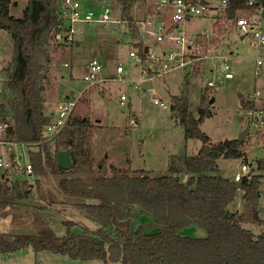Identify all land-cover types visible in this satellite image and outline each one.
I'll list each match as a JSON object with an SVG mask.
<instances>
[{
	"label": "trees",
	"instance_id": "16d2710c",
	"mask_svg": "<svg viewBox=\"0 0 264 264\" xmlns=\"http://www.w3.org/2000/svg\"><path fill=\"white\" fill-rule=\"evenodd\" d=\"M19 1H28L21 17L11 14ZM122 13L130 11L139 0H118ZM59 0H0V30L7 31L14 43L10 64L3 68V84L7 97L0 103V117L9 125V136L19 143L38 144L31 153L33 176L42 177L49 170L60 178L59 188L65 194L84 199L75 204L78 210L97 224L95 230L84 229L75 235L74 222L66 221L64 236L53 234H0V256L27 248L36 253L51 252L74 261L100 260L103 264H264V233L255 235L248 226L264 227L259 202L263 175L249 174L239 182L219 174L221 159H245L248 139L212 143L200 125L210 118V106L199 109L194 117L188 98V77L180 94L172 98L174 118L184 127L187 138L198 139L202 146L196 157L171 156L169 173L151 176L144 170L123 171L107 161L95 167L86 145L95 128L87 119L70 120L54 140L44 141V131L52 118L45 114V67L51 63V48L56 47ZM226 18H240L252 11L244 0H230ZM218 34H223L222 28ZM218 43L212 40L208 50ZM140 53L145 47L138 45ZM205 98L202 104L205 105ZM241 110H253L255 105L240 97ZM173 118V119H174ZM69 150L73 166L61 169L57 152ZM244 160V161H245ZM256 167L264 171V159ZM187 175L188 179L183 181ZM39 181V179H37ZM19 182L0 181V211L12 214L24 198ZM24 186V187H23ZM243 191L241 213L229 211L238 191ZM5 209L8 210L5 212ZM151 220L156 232L143 228L132 231L134 213ZM35 227L46 226L35 213L26 222ZM196 226L204 229L205 238L181 236V232Z\"/></svg>",
	"mask_w": 264,
	"mask_h": 264
},
{
	"label": "rangeland",
	"instance_id": "374dc122",
	"mask_svg": "<svg viewBox=\"0 0 264 264\" xmlns=\"http://www.w3.org/2000/svg\"><path fill=\"white\" fill-rule=\"evenodd\" d=\"M153 1L148 0L145 2L146 5L132 7L130 15L134 18L139 15L138 18H142L143 11L146 10L147 13L154 6ZM214 4H220L219 0H214ZM23 8L24 2L18 3L12 14L21 17ZM212 25L210 17H196L185 25L184 31L190 36H195L201 34L204 28H208L209 35L212 33ZM83 28L88 33L87 36L85 38V34L78 37L80 44L72 45L71 52V46L63 44L51 48V63L45 67L46 79L43 82L44 112L50 116L53 109L57 108L59 102L66 100L67 96L72 100L77 99L71 120L87 119L94 125L86 151L95 161V167L99 162L107 161L109 176L112 175L110 166L123 171L144 170L150 172L151 176H162L169 173L171 156L198 155L202 142L186 137L184 127L178 124L172 111V98L180 94L187 76L188 98L192 104L191 111L194 117L198 118L199 109L202 107L210 106V111L213 112L211 117L200 125L201 130L213 144L237 139L248 125L247 111L241 110L240 107L241 96L247 99L258 92L259 97L253 102L254 109L264 110V75L260 78L255 76L254 59L258 54L257 49L250 46L248 40H241L240 34L234 30L223 29V34L211 35V39H218V43L210 48L213 54L221 53L229 57L234 79H223L217 67L219 60H208L194 63L188 70L173 72L164 79L143 81L140 83V92L135 88L138 83L133 84L134 81L140 80V68L137 60L129 56L132 40L128 32L123 33L122 25L112 23L95 29ZM126 45H129L128 49L125 48ZM13 54L14 43L10 34L0 30V103L7 97L2 69L10 64ZM93 57H98L102 61L106 67V75L114 63L122 64L125 69L124 82H102L88 89L90 84L84 81V75L87 63ZM65 64L69 67H65ZM211 80L216 84L215 88L206 89L205 86ZM122 93L128 97L125 107L120 105ZM202 98L206 100L205 105L202 104ZM155 99H159L170 108L162 109L154 104ZM212 99L214 102L210 103ZM132 117L138 120L135 127L129 124ZM245 139H248L247 161L221 159L218 162V170L221 176L234 181L235 175L240 173L242 163L247 162L250 174L263 175L259 211L260 217L264 220V171L256 169L258 160L264 159V130L258 131L251 125ZM34 177L26 178L28 184L23 186L25 199L13 209L12 214L0 211V234L64 236L68 231L64 225L66 221L75 223L72 229L75 235L83 234L86 228L90 230L97 228V224L75 206L84 199L62 192L59 188V177L51 175L49 170L45 176L36 179ZM180 177H184L185 181V176ZM24 181L25 179L18 182L22 185ZM242 204L243 191L240 190L231 203V210H239ZM6 211L8 210L5 209ZM35 213L45 220L46 226L37 228L32 222H26ZM15 220L25 223H16ZM139 228L145 229L148 233L156 232L152 222L135 212L132 231L136 232ZM248 229L255 235L264 233V227L248 226ZM180 234L190 238H205L208 235L204 229L196 226L186 228ZM20 253L5 263L103 264L100 260L74 261L68 256L49 252H41L37 257L31 248Z\"/></svg>",
	"mask_w": 264,
	"mask_h": 264
},
{
	"label": "built area",
	"instance_id": "2783aa9c",
	"mask_svg": "<svg viewBox=\"0 0 264 264\" xmlns=\"http://www.w3.org/2000/svg\"><path fill=\"white\" fill-rule=\"evenodd\" d=\"M230 0H154L152 10L142 18H126L118 0H59L57 8L58 31L57 43L72 46L85 34L83 27L95 29L98 26H107L116 23L122 25L124 34L129 33L132 44L129 56L135 58L139 65L141 77L134 81L135 88L141 92L140 83L164 79L166 76L179 70H188L189 66L208 60H219L218 70L223 79L232 80L234 74L229 63V57L224 54H213L211 49L205 47L212 43L211 35L218 34L220 28L238 32L243 40H248L250 46L257 49L255 62V76L264 75V0H244L245 6L252 12L240 18H226ZM94 3L96 7H90ZM148 0H139L133 7L146 5ZM134 9V8H133ZM138 12V11H137ZM210 17L212 21L211 34L203 29L201 34L190 36L185 31V25L196 17ZM116 17L117 19H114ZM215 29V31H214ZM145 47L142 55L138 45ZM126 49L129 45L125 46ZM65 67H69L65 64ZM111 71L106 75V67L98 57L91 58L87 63L84 81L90 86L107 83L108 81L124 82L125 69L122 64L114 63ZM212 71V69L210 70ZM216 84L209 81L206 89H214ZM259 97L254 93L247 98L253 103ZM128 97L122 93L120 105L125 107ZM76 100L69 97L59 102L57 108L51 113L52 122L47 125L43 134L44 141L54 140L67 126L76 107ZM164 110L170 108L159 99L154 100ZM247 123L254 125L258 131L264 130V110H248ZM129 124L135 127L138 120L130 118ZM33 145V146H32ZM28 145L19 143L10 138L9 125L0 117V181L18 182L28 181L26 178L34 177V166L31 153L37 149L38 144ZM34 149V150H33ZM249 163H242L240 173L234 177L239 182L249 175ZM24 181V182H25Z\"/></svg>",
	"mask_w": 264,
	"mask_h": 264
},
{
	"label": "crops",
	"instance_id": "0c3cea01",
	"mask_svg": "<svg viewBox=\"0 0 264 264\" xmlns=\"http://www.w3.org/2000/svg\"><path fill=\"white\" fill-rule=\"evenodd\" d=\"M20 2H24V8L26 7V5H27V2L28 1H19L18 3H20ZM18 3H17V5L15 6V7H12L11 8V14H12V10L13 9H15V8H17V6H18ZM89 6L90 7H96V5L94 4V3H92L91 2V4H89ZM23 8V9H24ZM152 10V9H151ZM150 10V11H151ZM23 11V10H22ZM142 11V10H141ZM146 10H144L143 12H144V14H143V17L148 13V12H150V11H148L147 13L145 12ZM138 13H139V11H138ZM137 13V14H138ZM13 16H15L16 17V15H14V14H12ZM136 17H140L139 15H136ZM204 29H207V31H208V28H204ZM87 32H85V34H86ZM84 34V35H85ZM88 34V33H87ZM87 34L84 36V35H82V36H84L85 38H86V36H87ZM240 39L241 40H243L241 37H240ZM78 44H80V41H78L77 43H76V45H78ZM75 45V44H74ZM72 48H73V46H71V48H70V52L72 51ZM129 81H132V80H129ZM95 87V86H94ZM88 89L89 88H91V86L90 87H87ZM151 92H153L152 90H151ZM68 97V96H67ZM55 110V108L53 109V111ZM51 115V114H50ZM213 143V142H212ZM220 161V160H219ZM218 161V162H219ZM186 177H188L187 175H185V179H186ZM243 195H244V193H243ZM244 201L245 200H243V204L239 207V210H231V204L229 205V207H228V209H229V211H231V212H233V213H241L242 212V210H243V206H244ZM233 203V202H232ZM259 213H260V211H259ZM148 221H150V222H152L151 220H148ZM15 222H16V220H15ZM16 223H25V221H23V222H16ZM154 231H157L156 230V228H155V230ZM3 234H9V233H3ZM10 235H15V234H10ZM29 248H27V249H25V250H28ZM32 249V248H31ZM25 250H21L22 252L23 251H25ZM33 250V249H32ZM21 251H18V252H15V253H12V254H8V255H4V256H0V264H7V263H5L7 260H10V259H12L13 258V256H16V255H18V254H21L20 252ZM34 252H35V250H33ZM44 252V251H43ZM46 252V251H45ZM39 253H41V252H39ZM39 253H36L35 252V254H36V256L39 254ZM49 253H51V252H49ZM51 254H53V253H51ZM57 255V254H56ZM38 257V256H37Z\"/></svg>",
	"mask_w": 264,
	"mask_h": 264
},
{
	"label": "water",
	"instance_id": "95a60500",
	"mask_svg": "<svg viewBox=\"0 0 264 264\" xmlns=\"http://www.w3.org/2000/svg\"><path fill=\"white\" fill-rule=\"evenodd\" d=\"M212 99L210 103H213ZM250 130V126L247 125L246 128L242 131V133L237 138L238 140H244ZM57 162L61 169L68 171L72 168L73 162L71 157V152L69 150H61L57 152ZM188 177H186L185 181Z\"/></svg>",
	"mask_w": 264,
	"mask_h": 264
}]
</instances>
